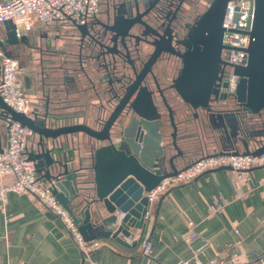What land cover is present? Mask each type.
Here are the masks:
<instances>
[{
  "label": "water",
  "instance_id": "1",
  "mask_svg": "<svg viewBox=\"0 0 264 264\" xmlns=\"http://www.w3.org/2000/svg\"><path fill=\"white\" fill-rule=\"evenodd\" d=\"M227 1L209 0L193 21L186 41L181 42L182 51L175 50L169 40L164 46L165 40L157 33V41L140 36L134 39L136 29H154L150 20L159 0H123L112 17L106 16L112 22H94L106 28L102 34L90 33L93 18L72 24L81 41L88 37L80 48L91 50L86 57L98 62L95 79L106 85L101 89L103 100L94 124L78 122L73 115L51 113L48 103L43 111L24 114L0 96V125L5 123L7 128V117H11L38 135L27 156L42 181L51 184L52 193L85 241L111 237L126 243L124 237L131 234V228H143L146 193L163 177L189 165L179 167L191 153L185 141L187 133L181 136L180 121L175 117V107L181 101L202 125L208 124L209 144L218 148L216 153L264 151V120L260 126L256 119L264 112V0H253L246 65L229 63L238 76L232 94L224 90L226 82L219 69L226 64L221 57V23ZM3 25L0 47L13 54L6 46L26 43L27 35L17 37L10 20ZM142 43L152 45V51L143 54ZM199 43L203 49L197 52L193 47ZM165 53L176 57V76L164 68ZM78 133L87 138L90 165L84 166L74 146H69L72 135ZM220 168L231 169H215ZM119 211L123 215L118 220Z\"/></svg>",
  "mask_w": 264,
  "mask_h": 264
},
{
  "label": "crops",
  "instance_id": "2",
  "mask_svg": "<svg viewBox=\"0 0 264 264\" xmlns=\"http://www.w3.org/2000/svg\"><path fill=\"white\" fill-rule=\"evenodd\" d=\"M111 1L99 0V9ZM4 33L0 23V38ZM71 33L78 34L70 22H36L25 34L26 43L6 48L18 59V77L30 100L31 112L43 111L48 103L51 113L73 115L78 122L94 124L103 100L101 89L106 85L97 83L98 75L92 67L83 70L79 58L73 55ZM178 107L176 121H180L181 136L187 133L185 141L191 151L182 167L205 154L216 153L218 148L209 144L208 124L202 125L182 101ZM256 119L261 126L264 112ZM5 126L0 125V148L6 145ZM37 138L34 132L26 152L35 147ZM86 139L82 133L72 135L69 146H74L75 155L89 156ZM36 173L45 183L41 173ZM11 179L7 176L5 181ZM263 180L264 165L252 167L247 172V185L242 186L235 185L231 169L206 170L165 192L143 228H131V234L124 237L126 243L111 237L98 238L101 245L87 256L51 209L31 194L8 192L0 197V264H195L196 258L217 256L252 261L264 256ZM213 205H217L215 210ZM186 218L193 220L196 232L189 243L183 237ZM146 228L151 231L149 255L140 249Z\"/></svg>",
  "mask_w": 264,
  "mask_h": 264
},
{
  "label": "built area",
  "instance_id": "3",
  "mask_svg": "<svg viewBox=\"0 0 264 264\" xmlns=\"http://www.w3.org/2000/svg\"><path fill=\"white\" fill-rule=\"evenodd\" d=\"M253 0H228L222 18L223 27L221 56L229 63L246 65L247 47L250 43V30L253 19ZM99 10V0H0V23L10 20L14 24L17 37L28 33L36 22L84 24ZM224 90L234 93L238 76L229 68L224 77ZM0 96L15 111L31 113L30 100L25 95L18 77V59L0 47ZM34 131L18 121L7 117L6 145L0 149V197L8 192L28 193L36 197L43 205L51 209L68 230L75 244L83 254L99 247V240L85 241L71 215L51 191L50 183L38 179L32 160L27 156L26 145ZM264 165V151L251 153H213L197 158L194 162L179 169L175 174L163 177L146 195L148 207L145 211V222L151 216L153 207L159 198L171 187L191 181L206 170L230 166L236 186L247 185V172L254 166ZM11 176L10 181H5ZM264 182V180H263ZM212 210L217 205L211 206ZM123 215L119 211L117 219ZM187 230L184 240L189 243L196 236L194 223L186 218ZM150 229L143 230L140 238V249L145 255L151 252ZM195 264H264V256L252 261H239L234 257L217 256L201 260Z\"/></svg>",
  "mask_w": 264,
  "mask_h": 264
},
{
  "label": "flooded vegetation",
  "instance_id": "4",
  "mask_svg": "<svg viewBox=\"0 0 264 264\" xmlns=\"http://www.w3.org/2000/svg\"><path fill=\"white\" fill-rule=\"evenodd\" d=\"M122 1L123 0H112L111 2H108L107 4H104L103 8H100L98 10L97 14H95L92 17L94 20L93 22H91L92 23L91 30H90L91 34H95V33L102 34L107 31L106 28H104L101 24L94 23V22H96L97 20H101L104 23L112 22L110 20H106V16L109 15L110 17H112V14H115L116 11L120 9L119 8L121 6L120 2ZM159 1L160 3L157 5V7L155 6L156 8L155 7L153 8L154 9L153 11L154 19L150 20V22H152L154 29H150V28L143 29L142 27L140 31L136 29L133 33L136 36L134 39L136 41L137 38L139 40V38L142 37V38H147L149 40L156 39L157 41V36H156V33H157L159 37L162 36L161 40L162 39L165 40L163 42L164 46L169 45V42H168L169 40L171 41V44L175 48V50L182 51L184 50V46H182L184 45V43H181V42H183L186 39L188 31L190 30V28L192 27V24L194 23L193 21L201 13L200 11L199 12L196 11L197 9L196 5L199 4L201 0H159ZM92 18L89 19L87 22L92 21ZM145 20H147V18ZM69 36H71L72 39H74V42L72 43L73 49L75 50L73 55L76 58L77 57L79 58L78 62H81L82 64L81 66L83 70L86 71L90 67H92L93 69L92 71H94V69H97L96 63L98 62L94 59L90 60L86 57V54L91 52V50H88L86 48L84 49V47L80 48L86 42V39L88 40V37L85 36L83 40L81 41L82 37L79 34L71 33V35ZM131 41L134 42V40H131ZM131 41H130V44H131ZM141 45H142L141 50L143 54L145 52L152 51V48H153L152 45L145 44V43H142ZM193 48L195 51L199 52L203 49V45L200 43L195 44ZM164 56H165L164 57L165 60L163 59L164 68L167 71H170L171 74L175 72L173 76H176L179 70V65L174 64L176 57L170 54H166V53ZM222 59L225 61L226 64L223 66H219V69H221V72H220L221 79L222 81H225L224 77L229 70V61L225 57H222Z\"/></svg>",
  "mask_w": 264,
  "mask_h": 264
},
{
  "label": "rangeland",
  "instance_id": "5",
  "mask_svg": "<svg viewBox=\"0 0 264 264\" xmlns=\"http://www.w3.org/2000/svg\"><path fill=\"white\" fill-rule=\"evenodd\" d=\"M208 2H209V0H201L200 3L196 5V8H197L196 11L202 12L203 9H205Z\"/></svg>",
  "mask_w": 264,
  "mask_h": 264
},
{
  "label": "trees",
  "instance_id": "6",
  "mask_svg": "<svg viewBox=\"0 0 264 264\" xmlns=\"http://www.w3.org/2000/svg\"><path fill=\"white\" fill-rule=\"evenodd\" d=\"M81 159H82V163L84 164V166H85V165H90V163H91V158H90V156H84V155H82V156H81ZM86 193H87V194H90L91 192H90V190H86Z\"/></svg>",
  "mask_w": 264,
  "mask_h": 264
}]
</instances>
